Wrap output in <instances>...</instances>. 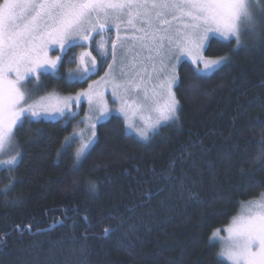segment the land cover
<instances>
[{
    "label": "trees",
    "instance_id": "16d2710c",
    "mask_svg": "<svg viewBox=\"0 0 264 264\" xmlns=\"http://www.w3.org/2000/svg\"><path fill=\"white\" fill-rule=\"evenodd\" d=\"M243 39L244 50L208 40L205 57H230L223 71L195 79L190 63L178 65V119L148 141L128 134L120 116L99 122L77 186L69 119L25 120L16 163L0 168V264H227L213 232L264 192V172H240L264 139V46ZM78 49L26 84L29 103L86 85L67 79Z\"/></svg>",
    "mask_w": 264,
    "mask_h": 264
},
{
    "label": "snow or ice",
    "instance_id": "6c2138e0",
    "mask_svg": "<svg viewBox=\"0 0 264 264\" xmlns=\"http://www.w3.org/2000/svg\"><path fill=\"white\" fill-rule=\"evenodd\" d=\"M113 28L116 39L109 37L113 63L108 65L110 72L102 80L111 76L113 96L122 105L127 104L129 94L139 97L142 93V102L150 104L156 113L155 120L139 130L140 138L148 141L150 133L158 134L162 123L178 119L179 100L173 88L182 84L176 70L182 55L190 56L197 65L203 64V68L197 67L193 74L195 79H200L199 73L223 71L231 63L229 56L211 59L202 55L209 34L218 33L229 42L234 39L239 50L249 46L244 37H248L252 47L264 46V0H3L0 3V153L6 147L16 146L14 129L22 128L25 120L30 122L42 111L47 115L58 113L61 117L70 114L73 103L78 104L83 95L88 96L92 104L91 93H83L55 105L37 106L29 103L26 84L33 80L38 82L42 74L62 66V55L49 57L52 46L58 45L63 52L78 41L91 40L92 33L111 32ZM78 46L84 47L82 43ZM137 48L140 51L129 60L128 53ZM96 49L105 56L109 54L105 41L96 42ZM118 50L121 56L117 72ZM144 50L148 52L146 57L141 56ZM89 57L91 67H88ZM78 60L79 75L74 78L86 79L97 66L96 58L85 51ZM153 80L158 83L153 84ZM191 87L195 90L197 85ZM159 97L164 98L163 104ZM98 110L102 115L97 116V120L106 112V104ZM260 125L264 129V122ZM91 129V138L81 143L68 168V175L75 177L73 186L80 183L78 174L82 160L87 158L85 150L96 136L95 124ZM75 139L74 134L65 142L71 144ZM258 148L248 161L247 173L241 167L242 175L254 174L257 170L264 172V139ZM16 158L0 160V166H12ZM259 185L260 182H255V186ZM87 186L93 191L96 187L94 183ZM10 187L7 186L5 192ZM248 188L243 190L247 192ZM190 199L198 200L199 196L190 193ZM226 231L227 237H218L219 230L212 235L226 246L221 255L231 264H264V192L260 199L243 206L241 215ZM104 232L108 235L112 229Z\"/></svg>",
    "mask_w": 264,
    "mask_h": 264
},
{
    "label": "rangeland",
    "instance_id": "374dc122",
    "mask_svg": "<svg viewBox=\"0 0 264 264\" xmlns=\"http://www.w3.org/2000/svg\"><path fill=\"white\" fill-rule=\"evenodd\" d=\"M1 3H3V0ZM128 31H129V33H131L130 29ZM91 35H92L91 40H89V41H78L76 44L71 46V47H75L81 43L84 45V47L78 46L79 49L77 51L78 53L76 54L77 56L75 57L76 62H75L74 68H72L71 71L67 73V77H68L67 79L69 81H78V82L85 81L86 85L83 88L78 89L74 93H70V94H64L63 95V94H59V93H49L48 95H45L42 98H40L39 100L33 102V104H36L37 106L55 105L58 102L62 103L63 100L67 97H76L79 94H83V93H91L92 104L91 105L89 104V97L86 95H83V96H81L78 104L73 103L70 114H66L65 116L61 117L58 113H55L52 115H47V114H44L42 111L41 115L39 117L32 118V120L42 119L44 121H57L60 119H65V120L69 119V122H71L72 126H73V131L71 132V135L69 137H73L74 134L76 135L75 142L71 143V145L75 146V153L80 148L82 142H87V140L89 138H91V131H92L91 125L95 124V126H96L99 122L105 120L107 117H109L110 115H113V114L123 118L124 123H125V127H126V131L128 134L135 136L138 140H140L142 142H146L140 138L139 130L144 129L145 127H147V125L149 123H151L155 120L156 113L151 110L150 104H146V103L142 102V93L140 94L139 97L137 96V94L132 93L126 97L127 104L122 105L121 101L115 99L113 96V84L111 82V76L102 80V78L105 77V74L110 72L108 65L113 63L112 58H111V54H110L111 53V43L109 41V37L111 38V40L116 39L115 29L113 28L111 32L105 31L102 34L92 33ZM210 38H216V39H219L221 41H228V40H225L224 37L220 36L218 33L209 34V39ZM208 40L204 43V50H205V47H206ZM99 41L107 42V51L109 53L107 56L103 55L101 52H99L96 49V42H99ZM56 48H59L58 45L52 46L50 49H56ZM68 49L69 48L66 47L63 52L59 51V49H58L51 55L50 58H54L56 55H62V57H63ZM204 50L202 52L203 56H204ZM85 51H89V52L94 53L92 56L96 58V65L97 66L93 71H91L87 74L86 79L74 78V77H78V75H79V71H78L79 60H78V58H79L80 54L82 52H85ZM138 51H140L139 48L133 49L131 52H129L128 53L129 60H131L132 57H134L136 55V52H138ZM147 55H148L147 50H144L141 53L142 57H146ZM120 56H121V53L118 50L117 65H116L117 72L119 71V67H120V64H119ZM87 59H88V67H91V57H89ZM137 59H139V58H137ZM183 61L190 63L194 67L195 70L197 69V67L203 68V64L197 65V64L192 62V58L190 56L182 55L180 57L179 62L176 65V70L178 68V65ZM157 66H158V64H157ZM150 67L151 66L149 65V69H150ZM57 69L55 71L49 70L48 74H54L57 71ZM99 69L101 71H99ZM79 70L82 71V69H79ZM210 73H212V72L199 73V74L208 75ZM161 78H163V74H161ZM155 83H158V81L153 80V84H155ZM90 85L92 86L91 88L89 87ZM151 86L152 85H149L150 88H151ZM159 102L161 104H163L164 98L159 97ZM104 104H106V112L103 114L101 119L97 120L96 117L102 115V113L98 109L101 105H104ZM122 107H123V111H121ZM170 123H172V121H169L167 123H162L161 126L166 125V124H170ZM129 125H131V127H129ZM14 131H15V129H14ZM154 133L155 132L150 133V137ZM81 134H82V138H81ZM92 140L94 141V138H92ZM16 151H17V148L15 146L14 147H6L5 151L3 153H0V160H8L13 156L17 157ZM16 161H17V158H16ZM8 166L9 165H3V166H0V168L8 167ZM258 199H260V197ZM258 199H256V200H258ZM256 200H254V201H256ZM245 205H247V204H244L243 206H245ZM243 206L240 208L239 213L232 219V221L230 222L229 225L232 224L234 219L238 218L241 215V213L243 211ZM229 225L227 227H225L221 232H218V237H227L228 233H227L226 229L229 227ZM218 237H215V239L219 243V247H220L219 257L221 258V260H223L227 264H231V261H229L227 259V257L221 255V253L225 250L226 246L220 241V239Z\"/></svg>",
    "mask_w": 264,
    "mask_h": 264
},
{
    "label": "flooded vegetation",
    "instance_id": "af4514ba",
    "mask_svg": "<svg viewBox=\"0 0 264 264\" xmlns=\"http://www.w3.org/2000/svg\"><path fill=\"white\" fill-rule=\"evenodd\" d=\"M59 48H56V49H50L49 50V53H48V55H49V57H51V55L56 51V50H58Z\"/></svg>",
    "mask_w": 264,
    "mask_h": 264
}]
</instances>
